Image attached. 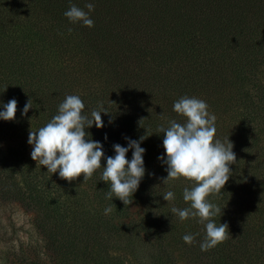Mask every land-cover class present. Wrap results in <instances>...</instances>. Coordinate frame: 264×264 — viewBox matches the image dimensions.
I'll list each match as a JSON object with an SVG mask.
<instances>
[{"label": "trees", "instance_id": "trees-1", "mask_svg": "<svg viewBox=\"0 0 264 264\" xmlns=\"http://www.w3.org/2000/svg\"><path fill=\"white\" fill-rule=\"evenodd\" d=\"M87 3L94 27L64 16L70 5L87 12ZM68 95L82 99L85 114L98 102L108 111L103 128L86 129L103 145L101 167L114 144L145 137L146 172L129 205L105 198L103 169L69 182L31 159L30 129L45 126ZM183 96L207 103L214 139H229L236 155L221 193L208 197L228 238L206 252L204 226L171 213L190 206L187 182L160 180L157 128L184 123L173 111ZM11 99L15 119H0V210L15 202L34 212L39 241L4 252L3 264H264V0H0V111ZM134 202L141 214L131 218ZM189 233H199L191 245L182 239Z\"/></svg>", "mask_w": 264, "mask_h": 264}, {"label": "clouds", "instance_id": "clouds-1", "mask_svg": "<svg viewBox=\"0 0 264 264\" xmlns=\"http://www.w3.org/2000/svg\"><path fill=\"white\" fill-rule=\"evenodd\" d=\"M88 11L70 5L64 12L71 24L80 23L82 26L94 27V21L89 13L94 11V4L87 3ZM71 33L72 29H68ZM17 100L11 99L3 104L0 119L12 121L17 112ZM29 99L24 105L22 115L26 116L32 108ZM85 104L78 95H68L58 106V114L38 130L29 131L27 143L32 146L31 159L37 167L44 166L47 172H58L61 179L69 182L81 174L86 183L98 169H103L101 180L109 185L106 199L118 198L125 206L129 205L132 195L137 191L145 176L144 153L140 145L145 137L132 140L128 137V146L114 144V156L106 157V166L101 167V160L105 158L103 145L92 140L86 129L93 125L97 129L104 127L101 113L108 111L102 102L89 114H85ZM173 111L185 118L184 123L175 119L167 121V127L158 126L157 132L163 133V148L166 155L158 157L166 165V177H161L162 184L169 185L183 178L186 185L183 188V200L190 206L183 209L171 207V213L183 223L194 219L204 226V240L200 245L201 251H209L223 243L228 238V224L215 223L214 217L222 213V209L212 203L208 197L218 195L231 175L230 165L236 162V155L232 151L233 144L227 140L222 142L214 139L216 135V116L208 111L204 100L183 96L174 102ZM163 118V113L161 114ZM107 139V136H105ZM132 150V158L126 159V154ZM36 167V168H37ZM151 175V174H150ZM83 183V184H84ZM163 199L167 203L175 200L173 191H166ZM111 207H106L104 214L108 215ZM195 234H185L184 243L191 245Z\"/></svg>", "mask_w": 264, "mask_h": 264}, {"label": "rangeland", "instance_id": "rangeland-1", "mask_svg": "<svg viewBox=\"0 0 264 264\" xmlns=\"http://www.w3.org/2000/svg\"><path fill=\"white\" fill-rule=\"evenodd\" d=\"M0 210V264L4 263V252L17 249L20 242L39 241V235L33 227L34 212L24 209L17 203H6ZM141 214V205L137 202L129 206V217L136 218ZM13 246V247H12ZM20 264V263H15Z\"/></svg>", "mask_w": 264, "mask_h": 264}]
</instances>
